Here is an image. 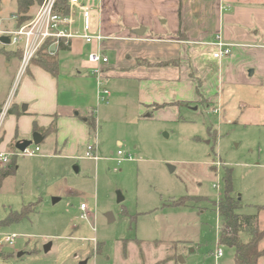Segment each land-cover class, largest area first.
I'll list each match as a JSON object with an SVG mask.
<instances>
[{
	"label": "rangeland",
	"instance_id": "1",
	"mask_svg": "<svg viewBox=\"0 0 264 264\" xmlns=\"http://www.w3.org/2000/svg\"><path fill=\"white\" fill-rule=\"evenodd\" d=\"M144 5L138 21L160 22L168 32V10L160 16L153 12V2ZM15 8L14 0H0L2 25H14L7 19L16 14ZM101 14L106 23L120 19V12L102 0ZM146 29V35L163 36L153 33L149 24ZM113 44L120 51L132 45L118 39ZM2 46L16 49L12 44ZM140 46L157 52L167 45ZM119 48L106 50L112 63L117 62ZM4 56L0 54V73L6 80L14 76L8 84L13 98L19 82L16 63L14 57L8 61ZM177 61L159 62L166 68ZM118 78L124 76L107 84L109 103L105 104L106 96L95 106L96 129L88 142L96 144L98 160L85 157L86 145L75 154L61 146L54 151L50 136L37 145L39 151L32 157L18 155L13 147L6 150L10 160L15 157L16 170L0 187V221L25 205L28 216L0 225V264H234L233 249L217 243L221 222L216 204L224 195L227 169L230 193L240 198V213H253L254 205L264 204V90L241 91L238 100L231 97L221 104V111L215 108L217 100L208 98L215 93L206 95L196 83L187 88L188 98L179 101L181 105L156 110L152 104L144 111L136 107V84ZM6 87V81L0 82V93ZM160 92L156 96L160 104L174 100L168 86ZM118 150L123 152L119 163ZM8 163L0 162V168ZM76 163L79 173L72 168ZM117 193L123 201L116 200ZM52 198L58 201L53 203ZM81 204L86 205L84 210ZM109 211L114 216L111 223L105 218ZM258 227L264 229V209ZM12 233L17 237L10 245L5 237ZM47 243L51 244L45 251ZM259 246L264 247V238ZM217 247L223 252L219 258L214 256Z\"/></svg>",
	"mask_w": 264,
	"mask_h": 264
},
{
	"label": "crops",
	"instance_id": "2",
	"mask_svg": "<svg viewBox=\"0 0 264 264\" xmlns=\"http://www.w3.org/2000/svg\"><path fill=\"white\" fill-rule=\"evenodd\" d=\"M102 2L111 10L120 12V19L108 20V23L103 20L102 14L100 16V31L106 37L102 44L104 52L109 57L106 50L119 48L113 44L117 43V39L130 41L132 45L127 44L128 47H123V51L118 49L117 62L112 63L109 57L108 64L100 68V79L106 88L111 80L120 75L135 83L138 110L145 111L149 105L160 104V99L156 96L160 95V89L164 86L172 91L174 100L170 102L185 101L188 98L187 88L196 86L197 79L201 82L199 86L203 93H215L208 98H212L211 101L217 100L219 105L214 107L219 110L221 104L224 106L229 98L238 100L241 91L256 93L264 90V0ZM151 2L156 6L152 9L153 12L156 10L160 16H164L168 10L171 14L168 32L160 26V22L158 25L150 20L138 21L140 10L146 8L144 4ZM148 24L153 33L160 32L163 36L146 35ZM140 25L146 26L144 33L134 34L133 30L141 27ZM217 40L229 48V55L222 60H216L212 56ZM144 42H163L167 46L163 47V51L160 48L157 52H149L140 46ZM95 49L96 44H86L81 39H73L68 46L53 49L50 56H55L56 59L55 75L40 67L36 59L33 60L15 90L11 113H7L3 120L0 151L15 147L18 141L31 140L33 134L39 135L41 129L49 127L52 122L55 123V132L43 137L38 146L50 136L53 138L54 151L61 146L70 154H75L79 146H87L92 142L88 141L93 131L78 114L84 115L93 109L96 116L95 106H99L97 82L91 72L93 65L86 60L87 53ZM4 57L9 61L14 56ZM169 58L178 61L166 68L143 63L144 59L159 62ZM14 60L17 70L19 61L16 57ZM119 63L124 66L119 67ZM9 66L10 63H6L5 67ZM13 79L14 76L11 80H6L0 73V82L6 81L7 85L0 93L1 106L9 94V80L13 82ZM237 89H240L238 93ZM110 97L111 94L105 104L109 103ZM23 104L26 105L24 111ZM34 124L37 133L34 132ZM117 143L121 145L120 140ZM78 168L77 173L80 172L79 165ZM258 216L259 213L257 225ZM261 261L264 262V256L259 259L258 264Z\"/></svg>",
	"mask_w": 264,
	"mask_h": 264
},
{
	"label": "built area",
	"instance_id": "3",
	"mask_svg": "<svg viewBox=\"0 0 264 264\" xmlns=\"http://www.w3.org/2000/svg\"><path fill=\"white\" fill-rule=\"evenodd\" d=\"M100 9L101 0H67L65 6L58 3V0H42L31 18L19 26L12 25L9 28L2 25L4 19L0 16V36H7L9 44L15 45V48L21 50L15 79L20 81L26 74L45 42H48V52L52 54V46L54 49L58 46H68L73 39H81L86 44H96V49L87 53L86 60L93 65L91 72L96 78L98 98L102 100L106 96L108 97L109 90L103 86L99 74L100 68L109 62V57L102 49L104 36L100 31ZM16 19V14H13L7 21L15 22ZM215 46L216 50L212 53L214 59L222 60L229 55V48L221 41L217 40ZM11 102L12 98L8 94L0 110V129ZM38 151L39 147L34 144L33 147L29 145L22 151L16 149L18 155L27 157L36 155ZM84 155L87 158L98 160L94 142L87 144ZM116 155L117 163H119L122 160L120 156L123 155V152L118 150ZM10 156L8 151H0V162L8 163ZM129 159H131L130 155ZM85 207V204L80 205L82 210ZM16 237V234H9L5 237V241L13 245ZM222 255V250L217 247L214 253L215 258Z\"/></svg>",
	"mask_w": 264,
	"mask_h": 264
},
{
	"label": "trees",
	"instance_id": "4",
	"mask_svg": "<svg viewBox=\"0 0 264 264\" xmlns=\"http://www.w3.org/2000/svg\"><path fill=\"white\" fill-rule=\"evenodd\" d=\"M15 1V13L17 19L15 20L14 25L19 26L22 23L29 20L33 14L30 12L31 8L40 4L41 0H14ZM179 1V0H178ZM67 0H58L62 6H65ZM35 8V10H36ZM62 47V46H61ZM66 49V48H65ZM0 53L7 56L13 55L16 59H20L21 50L16 48L13 51L6 50L3 46L0 47ZM36 63L42 67L44 70L50 72L52 75L56 74V59L55 56H50L48 52V42H45L40 50L37 53L35 58ZM172 63V62H171ZM170 63V64H171ZM174 64V63H172ZM151 65H159L160 62L152 63ZM198 86L200 85V80H197ZM172 105H181L179 101L163 103L155 105L153 107L157 110L158 108ZM0 105V110H1ZM13 105L10 106L8 113H11ZM80 115L88 125L89 129L95 132L96 129V116L93 109L88 110L84 115ZM55 120V118H54ZM34 132L37 133L36 126L34 124ZM55 132V123L44 129H41L39 136H47L48 133ZM38 134V133H37ZM40 144V143H39ZM38 144V145H39ZM15 149V147H13ZM16 150V149H15ZM16 170V159L12 157L8 164L0 168V187L3 180L12 175ZM224 195L216 204V209L218 216L220 218L221 225L219 227V238L218 245L226 246L233 249V262L234 264H258V261L261 257L264 256V247H260V243L264 238V229L260 230L257 225V215L264 209L263 205H255L254 213L242 214L239 212L241 207L240 199L231 195V178L230 170L227 169V172L224 176ZM27 205L23 206L20 211L11 212L6 218L0 221L1 226H8L9 224L17 223L22 219H25L28 216ZM27 214V216H26Z\"/></svg>",
	"mask_w": 264,
	"mask_h": 264
},
{
	"label": "water",
	"instance_id": "5",
	"mask_svg": "<svg viewBox=\"0 0 264 264\" xmlns=\"http://www.w3.org/2000/svg\"><path fill=\"white\" fill-rule=\"evenodd\" d=\"M144 31H145V28L143 26H141V27H138V28L134 29L133 33L137 34V35H142L144 33ZM0 43L1 44H9V38L7 36H0ZM53 49H54V47L52 46L51 50H53ZM25 109H26V105L23 104L22 105V110L24 111ZM41 140H42L41 136H39L38 134H33L31 140L18 141L15 144V148L17 150L22 151L27 146H29L30 144L38 145ZM72 168H73V171L76 172V173L79 171V168H78L77 164L73 165ZM168 168H169V171H173V169H174L172 166H169V165H168ZM116 200L118 202L123 201L124 200V196H122L120 193H117ZM56 201H58V198H52V202L53 203L56 202ZM105 218H106L108 223H111V222L114 221V216H113L112 212H110V211L105 213ZM50 244L51 243H47V244L44 245V250L45 251L48 250ZM179 259H181V258L179 257ZM80 264H86V261H83Z\"/></svg>",
	"mask_w": 264,
	"mask_h": 264
}]
</instances>
